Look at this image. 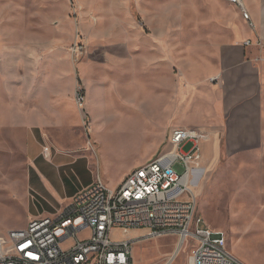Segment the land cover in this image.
Masks as SVG:
<instances>
[{"label":"rangeland","instance_id":"rangeland-1","mask_svg":"<svg viewBox=\"0 0 264 264\" xmlns=\"http://www.w3.org/2000/svg\"><path fill=\"white\" fill-rule=\"evenodd\" d=\"M254 1L245 0L247 6ZM239 27L248 29L240 9L225 0H0V68L4 55H23L25 80L38 87L52 74L59 91L73 88L78 120L71 114L52 135L88 152L58 169L65 184L53 192L68 196L65 208L97 178L117 188L130 170L172 148L171 126L179 120L162 110V96L172 103L179 88L181 100H194L205 64L215 63ZM30 92L35 89L27 86L21 97ZM57 98L53 106L62 109L67 100ZM206 135L198 164L203 173L192 185L197 216L226 233L238 261L264 264V154H237L224 137ZM193 146L185 141L181 149ZM27 158L24 132L0 125V235L56 216L35 188L32 170L41 174ZM113 237L130 239L118 231ZM179 244L175 235L140 238L134 264H166L174 256L170 264H189L190 246Z\"/></svg>","mask_w":264,"mask_h":264},{"label":"built area","instance_id":"built-area-1","mask_svg":"<svg viewBox=\"0 0 264 264\" xmlns=\"http://www.w3.org/2000/svg\"><path fill=\"white\" fill-rule=\"evenodd\" d=\"M225 1L237 6L255 28L243 0ZM244 44L264 51L261 37ZM77 101L82 106L84 96L78 95ZM206 136L198 129L176 127L169 139L172 148L132 170L117 188L97 178L59 215L32 219L26 227L0 235V264H134L137 240L165 235H175L191 247L189 264H243L228 251L226 233L197 216L190 183ZM185 141L194 143L188 152L181 149ZM132 229L145 233L140 238L113 237L117 230ZM86 231L89 234L81 237Z\"/></svg>","mask_w":264,"mask_h":264},{"label":"crops","instance_id":"crops-1","mask_svg":"<svg viewBox=\"0 0 264 264\" xmlns=\"http://www.w3.org/2000/svg\"><path fill=\"white\" fill-rule=\"evenodd\" d=\"M243 1L252 15L255 28L251 29L243 19L248 29L239 27L236 39L218 51L215 63L205 64L200 84L195 86V99L181 100L178 88L176 93L173 92L172 103L162 96V110L167 108L178 117L179 122H175L172 129L185 127L198 129L211 137H224L227 146L231 145L232 151L237 154H264V51L244 44L248 39H264V0H255L250 6ZM47 47L44 45V48ZM31 50V47L28 48L29 52ZM11 65L12 70L8 68ZM25 65L23 55L13 59L4 55L0 68V125L14 134L24 132L27 159L41 174L39 177L32 170L31 175L35 174L34 186L51 201L53 213L59 215L66 209L65 198L68 196L56 197L53 192L65 184L58 169L80 162L77 155L88 150L68 147L53 137L52 132L56 127L62 129L65 121L72 119L71 114L78 120L80 112L72 97V87L59 91L61 84L53 83L52 74L37 87L32 80L24 79L22 68ZM27 86L34 88L35 93L32 95L30 92L28 98H23L22 90ZM61 94L67 102L62 109H58L53 106L57 101L54 98L59 99ZM28 223H24L23 227ZM142 231L132 229L126 233L135 238Z\"/></svg>","mask_w":264,"mask_h":264},{"label":"bare ground","instance_id":"bare-ground-1","mask_svg":"<svg viewBox=\"0 0 264 264\" xmlns=\"http://www.w3.org/2000/svg\"><path fill=\"white\" fill-rule=\"evenodd\" d=\"M200 172V173H199ZM199 173V175H197ZM202 173H203V170H200V168H198L196 171H195V174H194V179L196 178V177H200V176H202ZM194 179H193V181L190 183V186H191V188H192V185L195 187L196 186V184L194 183ZM192 190H193V188H192ZM180 247L182 246V245H185V244H183V242H181L180 241ZM178 245V246H179ZM181 250V249H180ZM190 251H191V247H190ZM174 258H175V256L174 257H171L170 259H171V261H170V263H172L173 262V260H174ZM169 263V264H170Z\"/></svg>","mask_w":264,"mask_h":264}]
</instances>
